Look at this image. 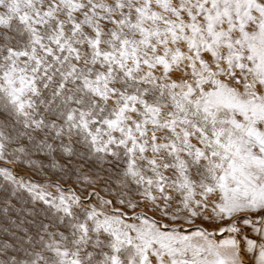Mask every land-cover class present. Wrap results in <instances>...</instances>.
<instances>
[{
    "label": "snow or ice",
    "instance_id": "obj_1",
    "mask_svg": "<svg viewBox=\"0 0 264 264\" xmlns=\"http://www.w3.org/2000/svg\"><path fill=\"white\" fill-rule=\"evenodd\" d=\"M0 264H264V0H0Z\"/></svg>",
    "mask_w": 264,
    "mask_h": 264
}]
</instances>
